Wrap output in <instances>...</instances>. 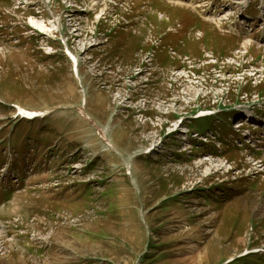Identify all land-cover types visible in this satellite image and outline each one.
I'll use <instances>...</instances> for the list:
<instances>
[{
  "label": "rangeland",
  "instance_id": "374dc122",
  "mask_svg": "<svg viewBox=\"0 0 264 264\" xmlns=\"http://www.w3.org/2000/svg\"><path fill=\"white\" fill-rule=\"evenodd\" d=\"M262 1L0 0V264H264Z\"/></svg>",
  "mask_w": 264,
  "mask_h": 264
},
{
  "label": "bare ground",
  "instance_id": "6f19581e",
  "mask_svg": "<svg viewBox=\"0 0 264 264\" xmlns=\"http://www.w3.org/2000/svg\"><path fill=\"white\" fill-rule=\"evenodd\" d=\"M31 22H32V21H31ZM40 23H41V22H40ZM40 23H39V24H40ZM32 24H33L34 26H36V27H40L42 30L44 29V28H43L44 26H43V27H41V25L38 26V25L35 24L34 22H32ZM193 189H195V188H193Z\"/></svg>",
  "mask_w": 264,
  "mask_h": 264
},
{
  "label": "trees",
  "instance_id": "16d2710c",
  "mask_svg": "<svg viewBox=\"0 0 264 264\" xmlns=\"http://www.w3.org/2000/svg\"><path fill=\"white\" fill-rule=\"evenodd\" d=\"M261 57H259V58H257V60H259ZM263 93V95H264V92H262ZM262 93H260V95H262ZM262 95V96H263ZM264 97V96H263ZM263 257H264V255H262Z\"/></svg>",
  "mask_w": 264,
  "mask_h": 264
}]
</instances>
